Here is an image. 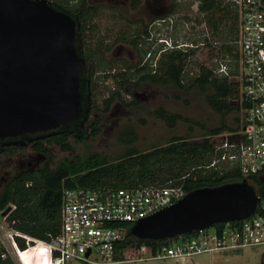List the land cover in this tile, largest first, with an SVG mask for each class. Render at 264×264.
<instances>
[{"label": "trees", "instance_id": "trees-1", "mask_svg": "<svg viewBox=\"0 0 264 264\" xmlns=\"http://www.w3.org/2000/svg\"><path fill=\"white\" fill-rule=\"evenodd\" d=\"M145 0H129L132 9L138 8ZM172 4L173 0H168ZM53 5L69 14L78 24L77 50L84 60L81 70L84 79V92L88 93V104L83 105V125L90 119L91 135L97 133V120L90 118L98 110L107 113L110 105L116 99H121V92L126 85L138 87L141 83L154 86H172L181 91L195 90L199 92L206 105L217 116V124L207 127L199 121L178 114L171 113L163 107L152 111L156 118L172 127L178 120L190 122L199 127L200 138H194L192 132L183 135H172L167 140L152 144L148 148L140 149L134 145L136 134L133 130L121 133L119 139L125 147L122 152L113 156L106 153L92 151L85 142L88 132L82 125H69L55 131L28 134L19 139L0 141V159L12 157L28 148L44 157L38 167L16 170L3 183L0 189V212H6L11 205L15 208L7 215L8 224L29 236L46 240L56 236L60 228V210L63 191L68 188L90 189H132L145 185H161L171 180L173 184H182L188 192L195 188L216 186L227 182L241 181L243 176L237 169L205 167L211 160L215 138L223 132L239 131L241 126V108L235 107L234 100L239 83L231 81L227 76L214 74L212 69L199 66L200 71L194 76H186L184 68L187 59L193 55L194 50L189 48L186 52L172 49L160 55L155 72L148 64L141 65V60L147 50L142 35L146 33L147 22L141 20L135 29V35L128 39V43L137 56L136 62L120 66H113L107 53L111 47L102 42L92 43L91 34L94 25L91 20L95 8L89 0H56ZM170 13V12H169ZM172 13V11H171ZM201 20L205 21L211 38L217 33L224 22L232 20L230 26L232 44H222L225 55L237 59L238 19L236 12L224 0H203L198 8ZM206 42V41H205ZM210 43L206 42V46ZM116 68L114 73L110 70ZM104 72L102 74L98 72ZM236 72V70H235ZM231 74V71H229ZM112 81L117 89L103 98L99 107L98 86L100 81ZM230 98L232 100L230 101ZM229 99V100H228ZM229 115L233 116V124L227 123ZM241 115V116H240ZM192 130V127H189ZM193 131V130H192ZM16 143H13V142ZM83 143L81 153H75L74 143ZM57 146L60 152H70V156H61L55 159L54 154L47 146ZM249 184L258 196L264 193V181L258 177H248ZM221 223L215 224L220 227ZM125 236L116 245L114 257L123 260V252L138 249L146 245L154 251L156 247L167 245L174 238L160 240L137 239L128 233L130 224L124 223ZM191 233L184 234L183 237ZM21 249L26 248L24 240L16 238ZM5 252L0 243V264H15L9 254ZM31 264V263H30ZM34 264V263H32Z\"/></svg>", "mask_w": 264, "mask_h": 264}, {"label": "built area", "instance_id": "built-area-1", "mask_svg": "<svg viewBox=\"0 0 264 264\" xmlns=\"http://www.w3.org/2000/svg\"><path fill=\"white\" fill-rule=\"evenodd\" d=\"M173 1L197 13L203 2ZM224 2L236 12L238 19L235 40L237 59L234 60V66L240 83L242 120L239 131L221 133L215 137L217 141L214 142L212 157L205 167L219 169L221 166H237L247 181L248 177L254 176L264 181V0ZM191 20L188 17L183 18L182 36L186 30H190V23L194 24ZM200 22L198 26L202 27L201 33L190 31L185 38L177 39L176 13L152 17L147 22L146 33L142 35L147 50L141 65L148 64L151 72H155L160 55L167 50L178 49L186 52L189 48L206 46V42L215 45L207 24L203 20ZM192 58L194 55L188 57L184 68L186 76H194L200 71L199 66L194 71L188 69ZM230 60L232 59L226 55L225 59L217 61L212 69L213 73L229 78ZM115 70L113 68L110 72L114 73ZM108 82H111L112 88L115 86L112 81ZM186 193L182 184L175 185L171 180L161 185H145L132 189H65L59 232L46 240L12 228L7 221V215L15 208L11 205L6 212H0V243L5 249L1 256L4 257L7 253L13 260V256H16L21 264L23 259L29 257L26 252L43 257L44 264H66L70 261L82 264H117L120 260L114 254L117 243L126 233L124 223L131 226L139 219L175 203ZM258 199L254 212L244 219L223 222L220 227L213 225L192 231L186 237H183L184 234L176 236V240L156 247L154 251L141 245L136 252L140 255L134 260L146 259L141 255L149 250V258H173L187 260L188 264H199L193 261L199 255L215 256L245 247L264 246V193ZM16 238L23 239L26 248L21 249Z\"/></svg>", "mask_w": 264, "mask_h": 264}, {"label": "water", "instance_id": "water-1", "mask_svg": "<svg viewBox=\"0 0 264 264\" xmlns=\"http://www.w3.org/2000/svg\"><path fill=\"white\" fill-rule=\"evenodd\" d=\"M77 27L53 2L0 0V140L55 131L82 116L84 60ZM258 200L246 178L195 188L136 221L128 233L137 239L174 238L244 219Z\"/></svg>", "mask_w": 264, "mask_h": 264}, {"label": "rangeland", "instance_id": "rangeland-1", "mask_svg": "<svg viewBox=\"0 0 264 264\" xmlns=\"http://www.w3.org/2000/svg\"><path fill=\"white\" fill-rule=\"evenodd\" d=\"M95 8L91 24L94 30L91 34V42H102L103 45L111 47L106 54L112 59L113 66L131 64L138 59L134 50L128 43V39L135 35V29L139 27V22L149 21L152 17L174 12L178 15V24L176 33L177 39L187 36L190 31L201 33L202 27L198 26L201 20L199 14L184 5L171 3L168 0H145L138 8L132 9L129 0H89ZM192 19L194 24L190 23V30H186L182 36L183 18ZM233 19H228L223 23L219 31L213 34L212 39L215 45L197 47L194 50V58L189 63L188 69L194 71L197 66H206L214 69L217 61L226 58L222 44H232V33L230 26ZM197 23V24H196ZM174 35V32L173 34ZM233 50L231 55H235ZM229 63L231 81L239 83L237 72H235L234 57ZM116 85L111 82L100 81L97 95L99 107L102 109L101 102L110 92L116 90ZM237 94V91H236ZM237 96V95H236ZM234 99V98H233ZM229 100V99H228ZM232 98H230V101ZM84 107V106H83ZM157 107H163L171 113H178L191 121H199L207 127L217 124V116L203 101L201 94L195 90L181 91L172 86H154L148 83H141L136 88L133 85H126L121 92V99H116L110 105L107 113L98 110L90 115V118L97 120V133L91 135L90 119L81 128L88 132L85 142L94 152L106 153L113 156L122 152L125 145L121 144L119 136L127 130H133L136 134L134 145L140 149L148 148L152 144L167 140L172 135H183L192 132L194 138H200L199 127L195 124L178 120L172 127L167 126L163 120L156 118L152 111ZM242 115V113H241ZM240 115V116H241ZM233 116L229 115L227 123L233 124ZM192 127V130H189ZM224 133V132H223ZM216 142V138H212ZM54 154L55 159L61 156H70V152H60L57 146H47ZM75 153H81L84 149L83 143H74ZM44 157L36 154L29 148L24 152H19L12 157H3L0 159V189L5 180L16 170L30 167H38L44 161ZM211 230V229H209ZM139 253L130 250L123 254V260L117 264H185L173 258H149V252L146 251L141 256L146 259L134 260L139 257ZM14 261L21 264L16 256ZM199 264H264V246L245 247L236 251H229L221 255L203 254L193 258ZM37 264V260L35 263ZM66 264H82L81 262L70 261Z\"/></svg>", "mask_w": 264, "mask_h": 264}, {"label": "flooded vegetation", "instance_id": "flooded-vegetation-1", "mask_svg": "<svg viewBox=\"0 0 264 264\" xmlns=\"http://www.w3.org/2000/svg\"><path fill=\"white\" fill-rule=\"evenodd\" d=\"M237 96H235V98L233 99L234 100V105L235 107H240V101H239V97H240V85L239 87L237 88ZM82 96H83V105H86V103L88 104V93L85 94L84 92V88H83V91H82ZM84 109V108H83ZM84 119V118H83ZM83 119H81V117L76 121L74 122L73 124H76V125H83ZM71 124V125H73ZM25 136H21L19 138H23ZM17 138V139H19ZM7 140V139H6ZM0 141H4V140H0Z\"/></svg>", "mask_w": 264, "mask_h": 264}, {"label": "bare ground", "instance_id": "bare-ground-1", "mask_svg": "<svg viewBox=\"0 0 264 264\" xmlns=\"http://www.w3.org/2000/svg\"><path fill=\"white\" fill-rule=\"evenodd\" d=\"M26 253H28L27 256H29V257L26 259H23V264H30V263L32 264V263H35V260H37V264H44L43 257L39 258L34 253H32V255H30L29 252H26ZM46 262H47V260H46ZM46 264H48V262Z\"/></svg>", "mask_w": 264, "mask_h": 264}, {"label": "crops", "instance_id": "crops-1", "mask_svg": "<svg viewBox=\"0 0 264 264\" xmlns=\"http://www.w3.org/2000/svg\"><path fill=\"white\" fill-rule=\"evenodd\" d=\"M239 85H240V83H239ZM241 108V107H240ZM242 112V111H241ZM224 133H226V132H224ZM233 167H235V166H232V167H228V166H221L220 168H225V169H230V168H233ZM237 167V166H236ZM219 168V169H220ZM238 169V168H237ZM138 249H135V250H130V251H132V252H138L137 251ZM149 250L151 251V249L149 248ZM149 250H148V252H149ZM128 251V250H127ZM126 251H124L123 252V254L125 253ZM124 257V256H123ZM176 261V260H175ZM180 261V260H179ZM185 264H188V261L187 260H182ZM193 261H195L194 259H193ZM197 262V261H196ZM198 263V262H197Z\"/></svg>", "mask_w": 264, "mask_h": 264}]
</instances>
